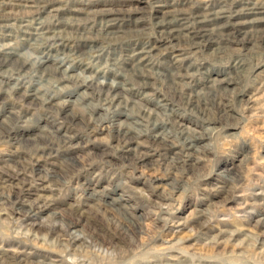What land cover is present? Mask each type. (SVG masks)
Listing matches in <instances>:
<instances>
[{
  "label": "rangeland",
  "instance_id": "rangeland-1",
  "mask_svg": "<svg viewBox=\"0 0 264 264\" xmlns=\"http://www.w3.org/2000/svg\"><path fill=\"white\" fill-rule=\"evenodd\" d=\"M12 1L0 0V14L7 15L4 24L8 27L0 29V45L14 49L21 58H24L23 60L31 61L34 58L49 60L50 65L59 68L72 79L70 83H59L53 78H40L35 75L36 73L19 76L0 69V119L6 115L7 111L14 110L21 113L24 118H29L28 122L18 124L24 126L26 130L22 133V139L30 137L33 133H40L42 142L53 141L55 144L60 138L58 136L60 133L52 134V132L61 128V133L65 132L71 138V146L79 144L70 154L72 161L71 159L63 160L65 167L60 157L53 163L45 161L39 163L40 167L36 171L39 176L46 178L48 172L55 173V176L49 177L51 182L44 183L48 191L41 192V188H38L39 191L36 189L34 192L46 198L48 202L46 208L35 210L30 216L24 215L29 211L30 205L36 203L35 196L27 198L18 192V189H12L16 194L12 196V199L19 198L22 203L16 207L18 210L10 214L9 221L13 227L34 226L33 230L41 231L46 227L62 229L69 237L82 240V247L86 249L89 247L90 262H94V256L91 253L97 252L106 258L117 254H125L129 257L132 254V242L134 241L137 245L143 241L148 245L146 251L151 254V264H155L152 263L156 259L155 253L161 250L159 241L166 239L172 240L173 244L182 240L181 247H190V252L193 253L183 252L178 255L176 251L172 255H178L176 258L178 260L164 256L161 262L220 264L217 260L209 261L194 253L200 246L213 247L216 252L236 249L237 246L240 250L246 247L245 236L235 237L232 240L220 236V231L226 229L223 226L230 223L245 226L242 231L246 233L244 235H247L249 229L250 233L255 232L254 227L259 226V232H262L261 244L257 245L255 250L258 253L264 250L261 246L264 245V230H260V226L264 225L263 36L258 33L252 37L254 40L251 39V41L257 43L253 51H248L245 47L236 45L237 43H224L221 46L229 49L214 56L208 50V46L192 51L168 45V42L162 41L157 33L156 20L153 16L155 10L160 7L172 14L182 15L191 25L195 23V19H192L193 13L198 9L203 7L208 9L213 6L212 8L215 9L232 8L231 10L237 11L246 0H42L50 1L52 9H59L56 18L44 19V23L41 22L42 25L44 24V29L49 28L50 24L51 27L58 25L64 18L71 20V23L68 21L70 24L77 21L75 24L81 25L88 21L85 26L88 28L92 26L95 30L99 27L101 15L111 12L119 19L115 22L117 26L131 31L130 34L127 32L122 39L115 41L103 38V35L95 32L85 33L83 37L77 34L64 35L69 39L67 43L71 44H69L72 46L71 49L75 46L68 54L62 53L60 48L62 45H57L55 41H46L42 38L43 36H37L40 33L39 29L36 34L34 32L38 27L41 12L47 9L44 5L35 4L30 11L20 6L15 7ZM27 1L23 0L21 3L27 5ZM75 17L80 19L75 20ZM25 28L31 35L22 33ZM227 29L231 33L234 32V27L229 26ZM85 37L98 41L100 51L90 50L89 52L85 48L83 51L86 54L76 55L75 51L82 48ZM232 38L235 39L236 36L233 35ZM152 43L156 50L150 58L154 74L153 78L148 80L151 89L139 90L125 84L124 81L127 80L121 79L120 70L117 68L119 66L116 63H122L136 48ZM74 49L76 50L73 51ZM174 56L177 57L174 58ZM173 59L177 60L176 63L181 72L188 61H193L196 70L194 73L190 72L189 79L180 82V84H187L190 92L199 88L205 89L208 80L215 74L226 77L228 80H237L238 86L235 89L241 92L235 95L228 94L229 108L224 110V113L223 110L216 109L215 102L217 97H223L225 92L214 93L215 95L209 97L208 104L213 107L209 116L214 120V124L204 123L202 116L183 106L173 90L166 88L161 81V70L167 61ZM76 78H89L99 85L120 84L126 90L120 96L122 101L127 102L128 111L120 109L121 114L118 110L115 111L117 108L114 107L109 108L108 111L98 92L77 86L74 83ZM17 84L30 89L40 98H53L56 107L68 106L70 117L78 120L79 125L65 123L53 111L36 109L26 112L25 107L13 98L4 99L1 96L5 92L9 96L14 87L18 86ZM172 87L179 89L177 84H173ZM232 88L233 86H230L228 89ZM241 99L247 100L246 103H241ZM129 100L137 101V103L134 101L137 109L143 104L148 108L156 109V112L171 113L175 122L172 126L166 123V117L158 112L159 122L163 124L159 125L162 127L159 131L164 134L169 132V141L174 144H181L178 134L180 124L190 131H199L204 135L205 139L197 144L202 155L195 167L182 174L170 172L171 170L162 165L163 158L158 156L152 158L153 161L149 163L150 168L128 165L127 159L135 158V156L119 151L113 140L116 129H126L129 126L145 132L150 128L135 126L137 125L135 122L139 121L137 109L135 107L130 109L132 103ZM161 100L165 102H160ZM121 104V106L125 105L123 102ZM102 121L103 124H101ZM92 122L99 124L96 133H91L88 129ZM226 124L233 125V128L229 129ZM41 141L37 139L36 145ZM22 148L14 144H0V171L8 173L9 169L15 170L22 160L31 159L28 152L31 147L22 145ZM231 172L238 175L236 181L229 182ZM26 175L24 178L32 176L30 171ZM173 180H176L174 184L178 187L176 191L172 189ZM10 183L14 186L17 184L13 180ZM3 192L8 198L7 190ZM90 195L92 198L89 197ZM117 195L122 196L125 202L116 204L114 207L116 209L101 206L102 202L109 200L108 196L116 198ZM36 204L39 206L41 203ZM6 220L8 218L0 213V225L5 226L3 231L8 235L12 232L6 229L10 226ZM202 224L211 228L204 230L201 227ZM216 241L221 243L218 245ZM29 245L27 250L23 249V253H19V249H16L22 247L15 245L11 249L12 255L21 257V260L26 263H34L35 255H44L46 262L53 259L54 251L48 246H41L40 242ZM28 253L29 257L26 256ZM22 256L25 257L22 258Z\"/></svg>",
  "mask_w": 264,
  "mask_h": 264
},
{
  "label": "bare ground",
  "instance_id": "bare-ground-1",
  "mask_svg": "<svg viewBox=\"0 0 264 264\" xmlns=\"http://www.w3.org/2000/svg\"><path fill=\"white\" fill-rule=\"evenodd\" d=\"M22 1L23 0H13L12 3L15 4V7L20 6L23 8H27L30 11L33 10L35 4L44 5V7L47 8H43L44 11H42L40 14L41 16L39 17V23L37 24L38 27L37 29L34 28V32L36 34V31L39 29L40 33L37 34V36H43L42 38L46 41H55L56 43H58L57 45H62L60 48L62 49L63 54H68L70 50L75 48V46H73V48L71 49L72 46H70V43V45L67 43L68 38H65L66 35L71 36V34H77L83 37L85 33L95 32L96 34L103 35V38H110L111 40L115 41L122 39L123 35H125L127 32H129V34L131 33V31L127 30L125 27L116 25L115 22H117L119 19L111 14V12L110 14H102L101 18L99 17L101 24L99 23L98 29L95 30H93L94 28L92 26L91 28L85 26L88 21L79 25L75 24V22L77 21H74L73 18H71L74 21L73 24H70L71 20L69 21L68 19L63 18L64 20L61 19V22L58 25H53V27H51L50 24L49 28L47 27V29H44V24L42 25L41 22L44 23V19H49L52 17L56 18L58 16L57 11H59V9H52V6H50L49 4L50 1L46 2L42 0H28L27 5L22 4ZM212 7L213 6L208 9L203 7L200 10L198 9L197 11H194V18L192 19H195V23L191 25L189 24L188 19L183 17L182 15L172 14L170 11H165L164 9L158 7L159 9L155 10L153 15L156 20L155 27L158 29L157 33H159V35L161 36L160 38L162 39V41L165 40L166 43L168 42V45H172V47H177L182 50L189 49L192 51H198L201 48L203 49V47L206 48L208 46V50H210L214 56L222 53V51L229 49L227 47L221 46V44L224 43H237L236 45L245 47L246 49H248V51H253L256 48L257 43L251 41V39L254 40L252 37H254L255 34L261 33V35L263 36L262 40H264V2L262 0H246L242 7L239 8L240 10L237 11L231 10L232 8L215 9ZM45 10L48 12H46ZM6 16L7 15L4 13L0 14V29L8 28L4 24L7 18ZM74 19L79 20L80 18L75 17ZM120 21L122 22V20ZM193 26H195V28H192ZM229 26L234 27L233 33H231L227 29ZM22 33L31 35L26 28L23 29ZM233 35L236 36L235 39L232 38ZM83 40L84 43L82 48L73 50H76V55L83 56V54L85 53L83 50L85 48L88 49L89 52H91L90 50L100 51V43H98V41H94L91 38L86 37ZM202 43L205 44L203 45ZM155 50L156 48L154 43L146 46L142 45L141 47L136 48L130 55L128 54L129 56H127V59L122 61V63H116L119 66L117 68L120 70L119 75L121 79L123 81L127 80L124 81L126 82L125 84L136 87L139 90H145L148 88L151 89L148 80L152 79L154 74L152 72L150 58ZM176 57L177 56H174V58ZM23 59L24 58H21L20 54H18L14 49L9 48L8 46L0 45V69H3L6 72L19 76L28 75L30 73H32L33 75V73H36L35 75L40 78H53L56 79L59 83L69 82L72 79L71 77H67L63 71L59 70V68L50 65L48 63L49 60L44 61L43 59L39 58H34L32 60L30 58L31 61H28ZM176 61L173 59L166 62L165 67L161 70V81H163V83L166 85V88L168 87V89L173 90V92L181 100V104L183 106L188 108L193 113L202 116L204 119V123L209 125L214 124V120L209 116V113L212 111L211 109H213V107L208 104L209 97L213 96L214 93H219L222 91L225 92L224 96L217 97V101L215 102L216 109L218 108L219 110H223L222 112L224 113V110L229 108L228 94L231 93L235 95L241 92L240 90L238 91L235 89L236 86H238V83L236 82L237 80H228L226 77H221L215 74L208 80L205 89L199 88L191 90L190 92V89L188 90L187 88V84H180V82L189 79L191 71H193L194 73V71L196 70V68L194 67V63L193 61H188L186 67L181 72ZM74 83L79 87L97 91L98 96L101 98L102 103L107 106L108 111L109 108L111 109L113 107L117 108L115 109V111L118 110L121 114L122 111H120V109L128 111L126 108V106L128 105L127 102L122 101L120 96L121 93L126 90H124L120 86V84L109 83L99 85V83H96L89 78H76V80H74ZM173 84L179 85V89H175V87L173 89ZM17 85L18 86L14 87L13 92L9 93V96L6 95V92L5 94L2 93L1 96H3L4 99L13 98L15 101L19 102L22 106L25 107L26 112L35 111L36 109L46 110L50 112L53 111V113L58 115L65 123L74 126L79 125L78 120H74L70 117V111L67 108L68 106L56 107L55 103L53 102V98H40L35 93H32L30 89H26L20 84ZM230 86H233V88L228 89ZM134 101L129 100V102L132 103L130 109H134V107L135 109H137V106H135V103H137V101H135V103ZM246 101H244V99H241V103H246ZM122 102L125 104L124 106H121ZM160 102H165V100H161ZM141 105V108L136 110L139 121L135 122L137 125H135V123L134 125L150 128L147 131L143 132L140 130H135L129 126L126 127L120 125L124 128L126 127V129H116L113 139L116 146L119 148V151H125L124 153H130L135 156V158L127 159L128 165H130L131 167H149V163L153 161L152 158L158 156L159 158H163L164 161L162 162V165L171 170L170 172L173 171L174 173L182 174L183 172L195 167V165L200 161V156L202 155L197 144L205 139L204 135H202L199 131V133L193 130L190 131V129L188 130L184 128L182 124H180L178 134L181 139V144H174L173 142L169 141V132L164 134L159 131L162 128L159 125H163L159 122L160 119H158L159 111L156 112V109H152L150 107L148 108L143 104ZM161 114L166 117V123H168L170 126L175 124L171 113ZM123 115L127 117L126 114ZM28 121L29 118H24L21 113L14 110L7 111L6 115L3 116L2 119H0V144H14L19 146L21 149H23L22 145H29V148L31 147V149L28 151L31 155V159L27 158V160H22L21 164H18V167L15 170H8L6 168L10 173L0 171V213L8 218V220L6 221L9 222L10 226L6 227V229L12 232L6 235L5 231H3L5 226L0 225V264H151V254L146 251L148 245H146V243H144L143 241L137 245H135L134 241L132 242V254L129 257H127L128 255L125 256V254H117L113 255L110 258H106L104 255L102 256L101 253L97 252L91 253L94 256V262H90V259L88 258V256L90 255V252L88 251L89 247L88 249L82 247V240L69 237L62 229L46 227L43 229V231H41L33 230L32 228H34V226H32L31 228L30 226L13 227L11 221H9V218L11 217L10 214L18 210L16 209V207L18 205H22V203L20 202L19 198L18 200L12 199V196L16 195L14 191H12V189H18V192H20L27 198L29 196H35L34 201L39 204L41 203L39 206L36 203L30 205L29 211H27V213H25L24 215L30 216L35 212V210L46 208L48 204L46 198L34 192L36 191V189L37 191H39L38 188H41V192L48 191L46 190L47 187L44 183L51 182L52 180H49V177H52L51 175L55 176V173L48 172L49 174H46L48 177H46L47 179L39 176V173L36 172L40 167L39 163L43 161L53 163L54 161L59 159V157L62 158V160L60 161H62L63 164L65 163L66 159H71L72 161V155L70 154L72 150H74L75 147L79 145L77 144L76 146H71V138H69L65 134V132L61 133V128H57L52 132V134L60 133L58 135L60 136V138H58V142L55 144L53 141L42 142V135H40V133H33L30 137L22 139V133L24 131L26 132V130L23 128L24 126H20L18 124L26 123ZM101 124H103V121L101 122ZM226 126H228L229 129L233 128V125L231 124H226ZM42 128L44 129V127ZM88 129H90L91 133H96L99 129V124L97 125L96 123L92 122V125H90ZM37 139L41 141V143H39L38 145H36ZM168 153H170L171 155L168 156ZM65 166L66 164H64V167ZM28 171H30L32 176H29V178H24ZM237 178L238 175L231 172V177L228 180L229 182H232L236 181ZM12 180L16 181L17 184H15V186L10 183V181ZM55 183H57V181ZM174 183H176V180H173L172 182V189L176 191L178 190V187H176ZM4 190H7L8 198H6L5 193L3 192ZM89 197H91V195ZM108 198L109 200L102 202L101 206L114 208L116 204L120 205L121 202H125L123 197L120 195H117L116 198H110V196H108ZM207 226L206 224H202L201 227L204 230L211 228ZM223 227L226 229L220 231V236L227 237V240H232L235 237L245 236V241L247 242L246 247L240 250L239 246H237L235 247L236 249H225L223 252H216L215 248L213 247L200 246L198 248V251L194 254L202 256L209 261L217 260V262L220 264H264V250L260 251L259 253L255 250V247L261 244L260 236L262 235V232H259V226L256 225L254 227L255 232L252 233L249 232V229L247 235H244L246 233L242 232L245 227L242 224L230 223L228 225H224ZM260 230H264V225L260 226ZM181 241L182 240H179L178 242H175V244H173L172 240L169 241L166 239H160L159 246L161 247V250L155 253L156 259L153 260L152 263L166 264L168 262H161V259L164 256H168V258L172 260H178L176 259L177 256L179 254H182L183 252L193 253L190 252V247H181ZM37 242H40L41 246H48L49 249L54 251H51L54 254V256H52V260H50L49 262L47 260L46 262L44 255H35L36 260L34 263H26L21 260V257L12 255L11 249L15 245H20V247L22 248L16 249H19V253H23V249H26L27 246H30V243L37 244ZM220 243L217 244L219 245ZM261 246L264 247L263 244ZM247 248L252 249L248 250ZM166 251L169 254H167ZM176 251L178 255L173 256L172 253ZM26 256L29 257L30 254L28 253L26 254ZM23 257L25 256H22V258Z\"/></svg>",
  "mask_w": 264,
  "mask_h": 264
}]
</instances>
